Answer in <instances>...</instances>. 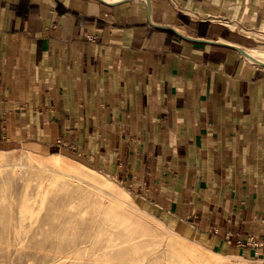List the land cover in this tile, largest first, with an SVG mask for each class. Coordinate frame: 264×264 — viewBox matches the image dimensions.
<instances>
[{
	"label": "crops",
	"instance_id": "1",
	"mask_svg": "<svg viewBox=\"0 0 264 264\" xmlns=\"http://www.w3.org/2000/svg\"><path fill=\"white\" fill-rule=\"evenodd\" d=\"M237 47L264 54V0H0V149L74 158L264 257V66Z\"/></svg>",
	"mask_w": 264,
	"mask_h": 264
},
{
	"label": "rangeland",
	"instance_id": "2",
	"mask_svg": "<svg viewBox=\"0 0 264 264\" xmlns=\"http://www.w3.org/2000/svg\"><path fill=\"white\" fill-rule=\"evenodd\" d=\"M41 163L49 169L35 166ZM91 182L124 202L113 203ZM220 254L102 171L61 153L0 149V264H254Z\"/></svg>",
	"mask_w": 264,
	"mask_h": 264
},
{
	"label": "bare ground",
	"instance_id": "3",
	"mask_svg": "<svg viewBox=\"0 0 264 264\" xmlns=\"http://www.w3.org/2000/svg\"><path fill=\"white\" fill-rule=\"evenodd\" d=\"M246 51V50H245ZM246 57H248L247 59L251 62H254V63H258L260 65H263L264 66V54L263 55H257L256 53H251L249 51H246ZM36 167L38 168H41V169H49L47 168L46 166H50L49 163H41V164H36L35 165ZM60 172L63 174V175H70V172L68 171H65V170H60ZM92 186L94 188H96L98 191H100L103 195H105L109 200H111L113 203L117 204V205H120L121 202H124L122 199L119 198V196L113 191L111 190L110 188L106 187V186H102V185H99L95 182H91ZM123 191V190H122ZM123 193H125L127 195V193L125 191H123ZM121 202H119V201ZM108 246H105V247H102L101 250H105V248H107ZM220 256L222 257H227V255H224V254H220ZM89 259L91 260V262H95L99 259V253L98 252H92ZM125 263H128V262H123V263H117V264H125ZM206 263L207 264H224L223 262H217V261H213V260H210V259H206Z\"/></svg>",
	"mask_w": 264,
	"mask_h": 264
},
{
	"label": "built area",
	"instance_id": "4",
	"mask_svg": "<svg viewBox=\"0 0 264 264\" xmlns=\"http://www.w3.org/2000/svg\"><path fill=\"white\" fill-rule=\"evenodd\" d=\"M252 246L255 247L256 245L255 244V240H252ZM252 262H254V264H264V257H256L254 259H250Z\"/></svg>",
	"mask_w": 264,
	"mask_h": 264
},
{
	"label": "water",
	"instance_id": "5",
	"mask_svg": "<svg viewBox=\"0 0 264 264\" xmlns=\"http://www.w3.org/2000/svg\"><path fill=\"white\" fill-rule=\"evenodd\" d=\"M242 53H243V55H246L247 53H246V51L244 50V49H242V48H240V47H237Z\"/></svg>",
	"mask_w": 264,
	"mask_h": 264
}]
</instances>
